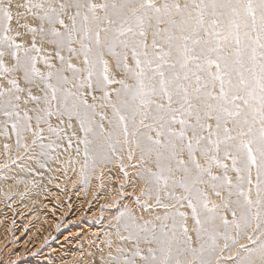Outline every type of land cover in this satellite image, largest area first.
Returning <instances> with one entry per match:
<instances>
[{"label": "snow or ice", "instance_id": "1", "mask_svg": "<svg viewBox=\"0 0 264 264\" xmlns=\"http://www.w3.org/2000/svg\"><path fill=\"white\" fill-rule=\"evenodd\" d=\"M0 135L122 175L101 264H264V0H0Z\"/></svg>", "mask_w": 264, "mask_h": 264}, {"label": "rangeland", "instance_id": "2", "mask_svg": "<svg viewBox=\"0 0 264 264\" xmlns=\"http://www.w3.org/2000/svg\"><path fill=\"white\" fill-rule=\"evenodd\" d=\"M5 144L9 146L7 149ZM58 153H52L51 158L28 154L16 148L14 135L11 139L0 135V200L8 225L5 230L0 229V264H84L86 256L92 257L90 264H101L102 255L106 258L108 250L104 242L106 233L111 231L109 222L124 204L130 203L127 194L121 197L117 193L122 175L113 166L105 172L103 180L96 173L85 183L80 165H70L68 154ZM5 170L7 175L3 173ZM56 172L62 176L60 181ZM53 179L58 182L54 190L50 186ZM25 183L30 186L19 196L13 189L4 193L9 184ZM30 192L59 194L51 201L52 209H41L47 219L45 223L38 224V216L31 217L35 214L32 204H23ZM128 192L131 189H126ZM82 230H95L96 234L84 243L79 235ZM228 255L225 251L226 264H232ZM59 258L62 260L57 262ZM72 258L75 262L70 261Z\"/></svg>", "mask_w": 264, "mask_h": 264}, {"label": "bare ground", "instance_id": "3", "mask_svg": "<svg viewBox=\"0 0 264 264\" xmlns=\"http://www.w3.org/2000/svg\"><path fill=\"white\" fill-rule=\"evenodd\" d=\"M3 173L7 175L8 172H7V170H5V171H3ZM55 175L58 176V172H56ZM58 177H59V181H60L61 178H62V176H58ZM51 183L52 184L50 186H53L54 187V188L51 187V189L54 190L57 187L56 185H57L58 182H56L55 179H53ZM28 186H30V185L27 184V183H25L24 185L22 184V185H17V186H14L12 184H9L8 187L4 190V193L5 194H9L11 192V190L13 189V190H15L17 192V194L19 196L20 194H22V192L24 193V189L27 188ZM34 195H35L34 193H31V192L28 193L27 196H26V198L23 200L24 201L23 204H25V203L32 204L35 207V214L31 215V217L34 218V217H37L38 216L36 218V219H38V222H39L38 224H40L41 222H44L45 223L47 221V219H45L46 217L43 215L41 209L44 208L45 211H47L49 209H52V207H50L52 205V202L51 201H53V200L55 201L56 196H58L59 194L58 193H47V195H46V194L39 193V194H37L35 196ZM0 199H1V197H0ZM15 201L17 202L18 201V198L15 199L14 202ZM1 205H2V201L0 200V229L1 230L2 229L5 230V227L8 226L7 224L5 225V218H6V216L4 214L6 212H3L4 209H2ZM36 222H37V220H36ZM38 224H36V225H38ZM22 227H23V225H22ZM95 234H96V231L95 230H87V231L82 230L79 235H81V239H83V242L84 243H87ZM91 258H89L88 256H86L85 257V260H84V264H90L89 262H90ZM48 260H50V259H48ZM59 260H62V259L59 258L56 261L58 262ZM77 260H79V259H77ZM70 261H74L73 258ZM77 262H79V261H76V263ZM43 263H44V261H43ZM62 264H66V263H62Z\"/></svg>", "mask_w": 264, "mask_h": 264}]
</instances>
